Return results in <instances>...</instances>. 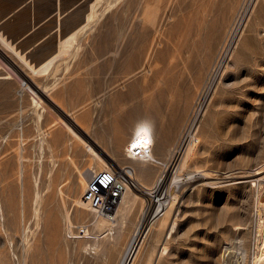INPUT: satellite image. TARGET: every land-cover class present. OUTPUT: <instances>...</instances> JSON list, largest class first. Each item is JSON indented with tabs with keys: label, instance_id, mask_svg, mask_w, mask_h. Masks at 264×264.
<instances>
[{
	"label": "rangeland",
	"instance_id": "374dc122",
	"mask_svg": "<svg viewBox=\"0 0 264 264\" xmlns=\"http://www.w3.org/2000/svg\"><path fill=\"white\" fill-rule=\"evenodd\" d=\"M86 9L57 17L58 30L48 32L52 17L9 41L18 51L31 47L25 56L38 63ZM76 36L41 75L0 43V249L7 264H126L141 241L132 264H255L264 251V170L252 174L264 169V0H97ZM68 65L77 69L61 68ZM6 70L11 78L1 77ZM26 86L50 107L35 103ZM144 114L171 137L163 164L123 156L125 135ZM94 152L125 163L141 194L116 239L80 236L99 232L76 201L84 188L79 172L103 167ZM174 177L180 199L166 218Z\"/></svg>",
	"mask_w": 264,
	"mask_h": 264
},
{
	"label": "bare ground",
	"instance_id": "6f19581e",
	"mask_svg": "<svg viewBox=\"0 0 264 264\" xmlns=\"http://www.w3.org/2000/svg\"><path fill=\"white\" fill-rule=\"evenodd\" d=\"M97 0H92L89 4V9L87 10V12L85 13V19L84 21L79 25L77 26L76 28H74L73 30H71L69 33H67L66 35L64 36H61L59 38L56 39V42H55V48L48 54L46 55V57H44L41 61H39L38 63H33L31 61H29V59L25 56V52H27L29 49H24L25 51H18L17 48H14V42H10L8 39H6L1 33H0V43L5 47L7 48L9 51H11L18 59L19 61H21L33 74H36V75H41V74H44V73H47L48 70H50L55 62L59 59V58H62V57H65L66 54H68L70 52V48L72 46H74V43L76 42V35L78 33V31L83 28L87 22L91 19L92 17V14H93V7L95 5ZM99 1V0H98ZM54 24V23H53ZM59 29V26H57V30ZM43 49V48H42ZM41 49V50H42ZM40 52H37L36 54H38ZM4 74V73H3ZM1 77L3 78H11L12 76V72L11 70H6L5 71V74ZM28 85V84H26ZM29 88V92L31 93L32 95V98H33V101L35 103H38V104H41V106H48V103H41V102H38L37 101V97L39 96V94L36 92V90L32 89L31 87L29 86H26ZM41 93H43L42 90H40ZM20 94V93H19ZM44 94V93H43ZM46 104V105H45ZM22 111V110H21ZM57 120H62V122H64L65 124L68 125V128L72 131V133L75 135V136H78L79 138L81 137L86 143L87 141L83 138V136L72 126V124H70L69 122H67L66 120H64L60 115L58 116V118H56ZM145 120H149L151 121V124L148 125V124H144V123H141V121H145ZM141 125H147L150 129V143H146V142H143L142 139L139 137L138 135V130L140 128ZM155 123L152 119V117L148 114H144V115H140L138 117H136L133 122H132V125L130 126V130L127 134V137L125 139V144H124V147H123V156L127 159H129V161L132 163V162H135L136 164H140V165H145V163H143L144 160L148 159L149 157H151V160L149 161L150 162H156L157 164H162L159 160H156L155 159V156L152 152V145H153V135H154V132H155ZM195 140L196 138L195 137H192V139L188 142V144L186 145V147L184 148V151H183V154H182V166L184 164V160L186 158V156L188 154H190V152L193 150L194 148V145H195ZM138 150L139 153H135V151ZM94 154L96 156H98L99 158H101L100 160H102V166H107L109 165V163H107L105 161V159H103L101 156H100V153L99 152H94ZM20 157V156H19ZM72 160V159H70ZM73 161V160H72ZM115 165V164H114ZM263 166V165H262ZM258 167L256 168L255 171H253L254 173L252 174H259L261 173L264 169L263 167ZM101 168V167H100ZM80 173V181L78 182L79 184L81 183L82 184V187L85 186V183L86 181L88 180V178L90 177V173H86L87 175L86 176H83L81 172ZM263 173V172H262ZM19 179H21V174H22V170L20 169L19 171ZM236 174V173H235ZM240 174V173H239ZM248 174V173H247ZM252 174H249V175H252ZM203 178H209L210 176L206 174V172H203L202 171V174ZM233 176V175H232ZM241 176V174H240ZM259 176V175H258ZM257 176V177H258ZM252 177V176H251ZM254 178V176H253ZM256 178V177H255ZM180 178L178 177H174L171 179V183H170V187H169V193H168V201L166 205V209H165V214L166 215V218H169L167 217V214L166 212L169 214V212L172 210H174V207H176L179 199H180V195L177 194V193H174L173 190L175 188V185L177 184V182H179ZM256 180V179H255ZM21 183V182H20ZM137 183H135L132 179L130 180V183L126 184L125 185V189L121 195V198H120V201H119V204L117 206V209H116V212H115V218L113 220H110L104 216H101L99 214H97L94 209H92L91 207L87 206L85 202L82 201L81 199V196L78 197V199L76 200L77 202H79L80 204H83V205H86L87 209H89L88 211L90 212L91 214V219H90V224L93 225L94 229L97 228L99 230L98 233H95L92 231H84L82 230L83 234L80 235L81 237L82 236H86V237H95L98 239V237H102L104 238V236L108 235V234H114L113 232L121 225L122 222H124L129 213V211L131 210V207L135 201L136 198L138 197H141V194L139 195L137 193V191L135 192L134 191V185H136ZM256 185V184H255ZM136 188V187H135ZM139 188V187H138ZM141 189V188H140ZM143 190V189H142ZM144 193V192H143ZM151 196L153 198H156L157 195L156 193H152ZM137 200V199H136ZM262 203V202H261ZM162 208V207H161ZM163 209V208H162ZM70 215V214H69ZM161 216V215H160ZM159 216V217H160ZM169 216V215H168ZM171 216V215H170ZM70 216L67 215V222L70 226L71 222H70ZM157 218V216H155ZM154 217V218H155ZM151 218V217H150ZM153 218V219H154ZM154 219L155 221L157 219ZM149 220V219H148ZM165 217L163 220L160 221V223L164 226L166 225V221H165ZM152 221V220H151ZM159 223V224H160ZM144 224V222H143ZM151 224V222H150ZM156 224V222L154 223ZM153 224V225H154ZM158 225V231H156L155 229V233L159 232V229L160 228H163L162 225ZM169 224V223H168ZM85 225V224H84ZM87 225V224H86ZM91 225V227H92ZM141 226V225H140ZM159 226H162V227H159ZM175 226V222H173L172 226H168L169 228H174ZM142 228V227H141ZM149 228V227H148ZM154 229V228H153ZM137 230V229H136ZM151 232L153 233V230L150 229ZM261 229H259L260 231ZM118 231V229H117ZM161 231V230H160ZM120 232V231H119ZM140 232V231H139ZM150 232V233H151ZM73 233V232H72ZM118 233V232H117ZM149 234V233H148ZM171 234V232H170ZM169 234V235H170ZM263 234V233H262ZM119 235V233L117 234ZM137 235V234H136ZM79 236V235H78ZM115 236V234L113 235V237ZM112 237V238H113ZM117 237V236H115ZM114 237V238H115ZM120 237V236H119ZM147 237V236H146ZM150 237V236H149ZM94 239V238H93ZM116 239V238H115ZM114 239V240H115ZM135 239V238H134ZM96 240V239H94ZM102 240V239H100ZM118 240V239H117ZM116 240V241H117ZM136 240V239H135ZM141 240V239H140ZM145 240V239H144ZM138 241V240H137ZM264 241V240H263ZM90 242V241H89ZM91 242H92V239H91ZM96 242V241H95ZM116 243V242H115ZM139 244L142 243L141 242H138ZM137 243V244H138ZM144 243V241H143ZM146 243V242H145ZM137 244L135 246H133L134 250L133 252L129 255L128 257V261L126 264H132V261L135 259V256H136V252L138 251L137 249ZM134 245V244H133ZM89 246V245H88ZM92 246V243L91 245ZM94 246V245H93ZM139 246V245H138ZM145 246V245H144ZM131 247V246H130ZM105 248V247H104ZM132 248V247H131ZM262 249V247H260ZM264 248V246H263ZM89 249V248H88ZM94 249V248H93ZM166 249V248H165ZM140 251V250H139ZM230 251V250H229ZM234 252V251H233ZM25 255V254H24ZM140 255V254H139ZM136 262V261H135ZM0 264H7V261H6V257H5V253L2 249H0ZM255 264H264V251H262L259 256L255 259Z\"/></svg>",
	"mask_w": 264,
	"mask_h": 264
},
{
	"label": "crops",
	"instance_id": "0c3cea01",
	"mask_svg": "<svg viewBox=\"0 0 264 264\" xmlns=\"http://www.w3.org/2000/svg\"><path fill=\"white\" fill-rule=\"evenodd\" d=\"M91 1L92 0H0V33L3 36L5 35L4 37H6L8 40L20 41L25 38L26 35L31 34L37 26L47 22L52 17H55L54 25L48 31L51 32L55 26L57 27L59 25V23H57V17H60L62 13L77 8H87V12ZM86 12H84V19ZM84 19L71 30L79 26L84 21ZM47 33L34 36V40H41L42 38L46 37ZM55 67L56 66H53V68ZM61 68L77 69V67L69 65L62 66ZM92 68L97 69L93 72H100L99 66ZM104 72L105 70H103L101 73ZM118 128L122 130V124L119 125ZM116 136V139H119L120 142H123L124 137L121 133L117 134ZM170 138L171 137L164 136L158 131H155L153 135L152 152L155 156V159L159 160L162 164L169 156ZM119 141L117 140V142ZM118 165L122 168H126L125 163H118Z\"/></svg>",
	"mask_w": 264,
	"mask_h": 264
},
{
	"label": "built area",
	"instance_id": "2783aa9c",
	"mask_svg": "<svg viewBox=\"0 0 264 264\" xmlns=\"http://www.w3.org/2000/svg\"><path fill=\"white\" fill-rule=\"evenodd\" d=\"M130 180V175L120 166L109 164L92 170L81 192V199L97 214L113 220L125 185Z\"/></svg>",
	"mask_w": 264,
	"mask_h": 264
},
{
	"label": "snow or ice",
	"instance_id": "6c2138e0",
	"mask_svg": "<svg viewBox=\"0 0 264 264\" xmlns=\"http://www.w3.org/2000/svg\"><path fill=\"white\" fill-rule=\"evenodd\" d=\"M138 135L143 142L150 143V129L147 125H141L138 130Z\"/></svg>",
	"mask_w": 264,
	"mask_h": 264
},
{
	"label": "clouds",
	"instance_id": "9594fccd",
	"mask_svg": "<svg viewBox=\"0 0 264 264\" xmlns=\"http://www.w3.org/2000/svg\"><path fill=\"white\" fill-rule=\"evenodd\" d=\"M141 123H144V124H148L150 125L151 124V121L149 120H145V121H141ZM151 160V157H149L148 159L144 160L143 163H148L149 161Z\"/></svg>",
	"mask_w": 264,
	"mask_h": 264
},
{
	"label": "water",
	"instance_id": "95a60500",
	"mask_svg": "<svg viewBox=\"0 0 264 264\" xmlns=\"http://www.w3.org/2000/svg\"><path fill=\"white\" fill-rule=\"evenodd\" d=\"M65 13H66V12H65ZM63 14H64V13H62L61 15H63ZM83 19H84V13H83V15H82V19H81V20H83ZM61 24H62V22H59V25H58L59 28H60ZM55 28H56V26L53 28V30H55ZM53 30H52V31H53ZM48 34H49V33H47L46 36H47ZM133 250H134V248L132 249L131 253L133 252Z\"/></svg>",
	"mask_w": 264,
	"mask_h": 264
}]
</instances>
